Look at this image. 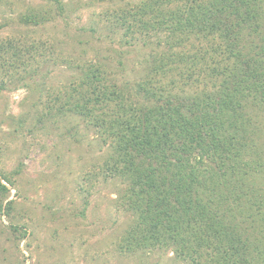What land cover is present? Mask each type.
<instances>
[{
  "label": "trees",
  "instance_id": "1",
  "mask_svg": "<svg viewBox=\"0 0 264 264\" xmlns=\"http://www.w3.org/2000/svg\"><path fill=\"white\" fill-rule=\"evenodd\" d=\"M33 9L20 23L55 18L51 8ZM263 13L264 0L129 3L115 25L124 35L156 38L147 76L131 91L88 64L54 96L56 113L77 115L110 148L104 170L122 180L116 200L131 216L120 251L169 250L188 264H264L262 136L254 122L264 110ZM254 32L260 42L251 46L246 36ZM193 39L206 40L211 53L189 50ZM47 49L42 41L1 40L0 72L12 77ZM7 184L13 181L0 172L5 215L13 210ZM11 227L26 236L24 226Z\"/></svg>",
  "mask_w": 264,
  "mask_h": 264
},
{
  "label": "rangeland",
  "instance_id": "2",
  "mask_svg": "<svg viewBox=\"0 0 264 264\" xmlns=\"http://www.w3.org/2000/svg\"><path fill=\"white\" fill-rule=\"evenodd\" d=\"M136 1L59 0V10L50 0H0V41H42L48 48L45 59L16 75L0 72V172L13 181L6 196L13 210L0 214V264H188L169 250L118 249L131 216L116 200L122 180L104 170L110 148L83 119L54 107V96L88 64L100 67L109 84L131 91L147 76L156 38L124 35L115 25V13ZM39 6L51 8L55 18L20 23L23 13ZM261 20L264 28V13ZM259 36L247 35L248 44H258ZM193 40L189 50L211 53L206 40ZM255 119L264 167V110L257 109ZM11 224L24 226L26 236L18 238Z\"/></svg>",
  "mask_w": 264,
  "mask_h": 264
}]
</instances>
